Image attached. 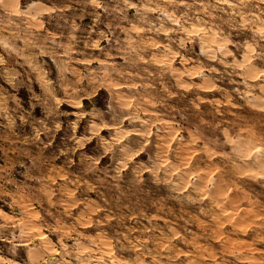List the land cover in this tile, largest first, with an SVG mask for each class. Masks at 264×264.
Segmentation results:
<instances>
[{
    "label": "clouds",
    "instance_id": "9594fccd",
    "mask_svg": "<svg viewBox=\"0 0 264 264\" xmlns=\"http://www.w3.org/2000/svg\"><path fill=\"white\" fill-rule=\"evenodd\" d=\"M0 264H264V0H0Z\"/></svg>",
    "mask_w": 264,
    "mask_h": 264
}]
</instances>
